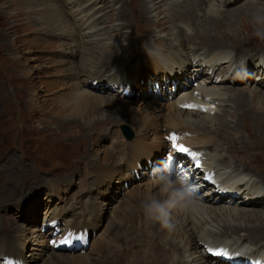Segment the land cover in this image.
<instances>
[{"label":"rangeland","instance_id":"1","mask_svg":"<svg viewBox=\"0 0 264 264\" xmlns=\"http://www.w3.org/2000/svg\"><path fill=\"white\" fill-rule=\"evenodd\" d=\"M144 1L146 2L148 0ZM49 3V0H0V228L8 231L10 236L15 235L25 244L24 252L16 257H21V262H23L24 259L27 260L28 264H48L50 259L53 264H74L73 262L66 261L68 260L67 258L72 256L71 258L76 260L80 256L86 257L85 255L92 256V259H89L90 263L96 264L93 260L96 259L94 251L97 250V246L98 248H104V243L108 238V232L110 230L112 239H110L111 241L109 242L112 245L106 246L107 248L114 246L113 236L115 237V234H119L120 237L127 235V238L136 239L137 242L136 240L129 242V239L126 243L119 242L122 250L119 251L120 254L115 256L109 249V252L112 254H110L109 257L112 259L108 263L146 264L151 258L150 254L148 255L149 252L147 254L144 252V247L146 245H148L150 249L152 248V251L154 249L158 250L157 257L160 256V262L162 264L167 260L171 261V259L180 263L181 255L179 253H182V250L179 249V246L184 250L186 248L185 251L189 250V246L186 244L187 241L184 242V240L179 239V246L178 244L167 241L162 243L161 237L158 234L152 231H148L149 233L147 232L146 228H155V225L146 221L141 209L135 210L132 215L133 217L125 214L128 217L126 219L131 222V225H128V228H126L128 232L124 231L122 233L119 225V228L113 227L110 229V226H116L117 215L127 211L125 209L127 202L132 200L133 203L134 199L140 196L144 197L159 194L158 186L154 179V170H147L144 167H140V169L135 172V175L131 177H125L123 175L121 178L117 177L112 183H109V181L106 180L107 174L110 172L107 167L114 166L115 169H110L111 174L113 172L118 174L121 169V164L126 166L128 163L133 169L138 168V166H136L137 164L140 166H149L151 168L154 166L155 169L161 164L165 165L167 156L173 151L172 144H169V140H171L173 136H170L172 133H167L164 128L175 129L180 125V123H175L174 127H170L166 121L176 110L180 111V109L173 108L172 102H174L176 95L179 93H173V89L175 86H187L186 89L189 91L188 93H191L197 85L196 83L201 81L200 79H202L206 70L203 68L201 75L195 79L190 73V69L192 68L190 66L197 64L202 68L204 66L201 61L203 57L210 58L209 55L218 54V50L212 51L213 49L210 47L219 45L216 49H226V52L232 55V57L228 58L234 60V62L236 61V65L244 63L248 66L250 64L251 66L253 65V67L249 66L247 69L248 78L250 77L251 79L248 82H243L242 84L237 83L236 85L227 82L223 85L209 83V88H218L220 91H224L227 97V100L225 99L226 102L221 101V105H218L215 112L210 115V118H217L219 116V118H221L223 115L226 123L229 124L231 128L225 132V130L221 131V129L214 127V122L210 123L207 121V125H202L201 122L204 121L202 116H188V114L185 113L182 115V118L194 119V122H192L194 125L181 120L183 126H188L190 128L193 126L191 129L196 128V131H202L203 133V135H200V133H195V136L189 135L191 137H187L185 141L187 142L188 140L191 143H196L197 141L198 143L200 137H202V142L208 137H212L207 141H211L216 145V151L213 153L215 156V163L219 165H224V163L234 164V162H237V164L243 163L245 164L244 168L248 171L253 170L254 173L264 178V174L262 173V171H264V121L258 119L259 123L256 121L253 122L249 113L250 110H248L247 107L246 114L247 118H250V120L241 119V123H237V126H235L233 122L238 118V114L234 115L236 116L235 118L232 116V113L240 108V105L233 103V100H231L233 99L231 97L235 95L234 93L239 90L248 97L252 92H258L259 95L264 97V82L257 83L254 80H263V78L257 77L258 71L255 69V66L257 62L261 61V57L262 61L264 60V44H260L255 39L251 38L248 26V13L250 8L254 4L264 5V0H210L202 6H200L199 0H194V8L197 7L195 11L197 15H205L207 19H211V17L216 19L215 23H206L202 26L203 31L212 34L208 41H206L205 37L199 36L198 34L193 35L194 27L188 21L183 24L179 22L172 24V19L182 17L180 16L181 14L170 18V21L168 20L169 23L167 21L166 23L163 22V27L160 25L156 26L155 24L157 20H161L164 15L157 10L151 9L148 14L150 19H140L138 13L132 11V9L135 10L137 7V3L133 0H53V8H58L62 14H66V16H62L65 22L63 25L71 27L73 24L77 30L80 29L79 31L95 26L96 29L92 33L97 34V30H99V38L104 40L101 42H105L107 46L112 45L113 47L118 44L116 50H111V47H109L108 50L110 49L112 52L108 57L104 58L107 65H109V63L112 64V68L114 66H118V68H120V66H128L130 68L136 61L138 62L140 56L150 58L148 56H150L151 52L149 51L153 43L162 53L163 50H167L166 55H168L170 51L178 54L175 56H173L174 54L170 55L173 65L170 66L169 70L158 68L159 71L161 69V71L158 72L159 76L153 74V70L150 68L145 71L140 70V73L137 72L138 78L136 80H139L141 89H137L134 86L137 83L135 80L133 86H128L129 89L131 88V91L125 86L119 89L114 88V90H119L121 93L126 88V91L131 94L127 97L121 96L120 100H117L119 98L115 97L116 94L110 93L109 91H93L92 93L88 88L79 89L77 87L79 78L82 80L83 75H85L81 70L83 69L84 72L90 71L87 69L88 66L84 68V65L89 64H79L84 53L83 50L92 49V55L93 53H102V55H104L103 52L106 51L101 48L105 45L102 44V47L101 45L97 46L98 49L97 47L90 48L88 45H81V36L78 41H76L78 45L74 42L70 44L67 38L53 36L52 31L58 30L59 26L62 24L53 23L55 21V15L51 14L48 9ZM162 3L164 5L161 9L165 11L170 2L169 0H162ZM73 6L74 8L69 10ZM87 6L92 8V12H89L94 15L92 21L89 22V27L86 26L83 21H80L78 17H74L77 12L79 13V8H83L82 10H84ZM123 7L125 8V10H123L124 16L121 15ZM74 9H76L77 12L73 14L72 12ZM19 10H21V12ZM50 14L52 18L49 22L46 21L48 24L47 26L39 23V21L43 22L48 20ZM117 24H121V28L118 32L110 28V26ZM211 24L214 25V27H211ZM116 27L117 26H115V28ZM177 30H181L183 33H187V35L189 34L190 36V41L186 40L183 42L182 46H185L188 42V46L185 48L177 47V44L180 43L176 40ZM66 31H70L68 27ZM125 34H134V36H138L140 42L139 40L133 39L125 40ZM235 35H237L236 39L234 37ZM118 38H120V40H118ZM138 42L139 47H136ZM142 43L143 46L144 43L147 44L145 46L148 51L144 49V47L140 48ZM59 44H66V52L73 51L72 55L74 56L65 55L63 52L65 46L63 45L61 48ZM121 45H124V48ZM166 46L170 48H166ZM190 46L191 48L198 46V48H196L199 49V52H197L198 55L196 54L192 64L188 66L190 67L189 69H182V65L179 66L174 63L178 62L180 64L178 61L180 59H185L186 61L190 60L186 56V53L191 52L188 48ZM204 46L206 47L205 49H203ZM207 47L210 48L208 51ZM237 51H240L239 54H242L241 51H245V55L243 54L244 59L240 57L237 58ZM182 56H184V58H182ZM152 61H154L157 66H160L156 58H152ZM91 62V66L96 65L95 60H91ZM235 69L237 74H235L234 77L227 78L230 82H236L237 76L242 75V72L238 73L237 66ZM76 70L81 74L77 73ZM106 73L107 70L103 71V74ZM64 76L67 77V80L62 83L65 78ZM190 79L191 81H189ZM216 79L217 77H215V80ZM195 80H197V82H195ZM163 82H167L169 91L164 90L162 91L163 94H161L159 84L163 86ZM69 86H73L77 93L84 90L85 92H90V94H94L106 100L111 99L117 102L124 101L128 103L129 106H135L134 112H129V118L126 116L124 119H116V115L112 113L111 109L90 110L88 119L97 120L100 118L102 121L95 122L93 126L89 128L82 127L79 121L80 119L75 118V116H70L74 119L72 121L60 120L55 116L59 115L58 106L60 102H57V98L66 95L67 90L71 88ZM170 88L172 89L170 90ZM241 102H243L242 104L244 106L245 102L243 100ZM135 114L142 119H146L147 121L150 120V124L152 125L160 126L161 124V132L158 133L148 128L149 132L146 134L148 139L147 145L151 147L154 144L156 145L155 149H160L156 152L158 164L150 154L149 149L134 155L132 158L127 157L128 155H124L126 144H130L134 141V138L140 137L141 135L136 126L140 124L139 122L136 123ZM185 123H187V125ZM121 124H127L134 130L132 141H126L121 135L119 130V125ZM225 128L226 127H224V129ZM175 137L177 138V136ZM160 141L164 143L158 146ZM188 143L189 142L186 143L187 146ZM144 145L145 144L142 145V149L145 148ZM117 149H121V151L117 153ZM174 153L173 151V154ZM116 156L119 158V161L121 160V164L117 166V168ZM221 158H223L224 163L218 160ZM167 166L168 163L166 162V167ZM178 166L179 164L175 162L173 174L183 177L180 171L177 170L179 169ZM130 167L128 166L129 169H131ZM213 168L217 171L216 167ZM104 169H106V174L103 173L101 175V170L104 172ZM126 172L130 173L129 171ZM114 177H116V175H114ZM187 181L191 185L197 184L194 179ZM259 182H261V179ZM207 187H210V185H207L204 190L198 191L201 202L205 199L202 194L207 191ZM207 198L214 202L218 201L215 200L217 197L214 193L208 195ZM215 203H204V205L213 207L236 206L234 203L229 204L228 202H223V204L222 202H220V204L218 202ZM32 207L37 208V210L35 209L36 212L32 210ZM239 207L244 208L243 206ZM94 208L97 210L96 215L93 212ZM55 209H57L58 212H55L52 216L51 213L54 212ZM60 209L62 214L60 213ZM89 209L94 213V222L91 223L89 220L87 222L88 225H86V222H83L85 224H83L81 228L88 233L84 235L76 234L78 239L84 242H76L74 246L68 243L63 244L65 247H74L76 249L79 246L83 247L86 240L90 238L87 241L88 248H82L81 251L74 250L73 252L62 250L60 246L53 242L55 239L63 236H61V231L57 232L56 230L57 220L58 222H62L69 217L75 220L76 217L71 216L79 215L80 217ZM244 209L256 211L264 210V208L257 207H245ZM18 213L19 216H17ZM138 213L141 215H139L141 219L136 221L135 219ZM19 218H21V222ZM216 218L222 221L225 220L222 216L220 218V215ZM229 219L232 225L237 223V221L231 220V218ZM82 220L84 221L85 219L79 218L77 222L80 223ZM216 220L217 219H214V221ZM255 220L259 219L254 218V223L246 222L239 223L238 225L258 226ZM263 222L261 225H264ZM132 223H134V225ZM48 225L50 228H48ZM196 225L198 227H196V230L194 229L195 233H193L192 230V239L190 238L194 248H197L195 237L200 230H204V226H207H200V222H197ZM143 228L145 229L143 230ZM241 234L245 235V232H241L234 237L236 238ZM40 236H43V240L40 239ZM49 241L54 248L49 246ZM153 241L154 243H152ZM26 243L28 244L27 247ZM137 243L141 246L143 245L142 248H140L142 250H139V253L136 254L134 258H131V252L127 253V246L132 248L134 244ZM237 243L240 244V242ZM60 245H62L61 242ZM7 250L0 246V261L2 262L0 264H13L12 260L8 261L4 259L6 255H8V257L13 256L12 253L7 252ZM168 250L169 255L167 254ZM98 251L100 252L101 250ZM194 252H196V254H193V257L197 259L198 262L204 261L202 258H197V251L194 250ZM189 253H191V251ZM58 255L63 258V260H57L56 256ZM138 261H145V263H138Z\"/></svg>","mask_w":264,"mask_h":264},{"label":"bare ground","instance_id":"2","mask_svg":"<svg viewBox=\"0 0 264 264\" xmlns=\"http://www.w3.org/2000/svg\"><path fill=\"white\" fill-rule=\"evenodd\" d=\"M49 1H50V3H49V6H48V9L50 10L51 14L55 15V21H57V22L54 21L53 23L62 24L61 26H59L58 30H56L58 32H56L55 30L52 31L53 32V36L59 37V38L60 37L67 38V40L70 42V44H72L74 42L77 45H78V43H76V41H78L79 37L81 36L82 37L81 38V45H83V44H84V46L88 45L90 48L97 47V46H100V45L102 47V44L105 45L104 46L105 48L104 47L101 48V49H104V51H106V52H103L104 55H102V53H100V54L99 53H96V54L93 53V55H95V56H93L91 54L92 49L83 50L84 53H83V56L81 57V60H80L79 64L80 65L81 64L84 65L86 63L89 64L90 66L89 65H84L85 66L84 68H87L86 66H88L87 69H89L90 71H85L84 72L83 69L81 70L82 73L85 74V75H83V79L82 80L80 78L78 80L77 87L79 89H87L88 88V90L90 89V91L92 93H93V91H97V92L102 91V90L109 91L110 93L116 94L115 97L119 98V99H117V98L116 99L120 100L121 96L122 97L123 96L127 97L129 95H126V94L122 95L121 91L114 90V88L119 89L122 86L123 87L124 86L128 87L129 85L133 86V82L135 80L137 83L134 86L137 89H141V86L139 84V80H136L138 78L137 72L140 73V70L145 71V70L150 68V69L153 70V74H156L157 76H159L158 72H160L161 69L159 71L158 68H164L166 70H169L170 66L173 65L172 62H171V59H170V57H171L170 55L171 54H174L173 56L178 55L176 52L172 53L171 51H170V53L168 55H166L167 50H163V53H164L163 54L162 51H160L158 49V47L156 48L155 44L153 43L154 46L152 45V48L149 51V52H151L150 56H148L150 58H147V57L145 58V57L140 56L138 58L139 59L138 62L136 61L135 64L133 66H131L130 68L128 66L127 67L120 66V68H118V66L117 67L114 66L112 68L111 67L112 64L109 63V65H107L105 63V61H104V58L108 57V55L111 54L112 51H110V49L111 50H116L118 48V44H116V46L113 47L112 45L107 46L105 42L104 43L101 42V41H104V40L99 38V33H100L99 30H97L98 31L97 34H93L92 33L96 29L95 26L94 27L92 26L90 28H85L86 30L79 31L80 29L78 28L79 30H77L73 26V24L71 25V27L68 26V25H66V26L63 25L65 22L63 21L62 16H66V14L65 13L62 14L60 9H58V8H53V4H52L53 0H49ZM133 1L137 3V7L135 8V10H133L132 8L131 9H132V11H136L138 13V16H139L140 19H144V20L150 19V16H148V14L151 11V9L152 10H157V11H159V13H163L164 15L162 16V19L161 20L158 19L155 24H156V26L160 25L161 27H163L162 26L163 22L166 23V21H167L169 23V21H170L169 19L170 18H172L173 16H177L178 14H181L180 16H182V17L172 19V21H173L172 24H174L175 22H179V23L183 24V23L188 21L194 27L193 28V30H194L193 35L194 34L195 35L198 34L199 36L205 37L206 41H208L209 38H211L210 36L212 34L203 31L202 30V26L204 24H206V23H208V24L215 23L216 19L213 18V17H211V19H207V17L205 15H202V16L201 15H197L196 12H195L197 7L194 8V0H189V1L188 0H169L170 3L168 5V8L165 10L167 13L164 10L161 9L162 6L164 5L162 3V0H148L146 2L144 0H133ZM199 1H200V6H202V5L206 4V3H208L210 0H199ZM225 4H226V2H225ZM73 8H74V6L71 9H69V10H72ZM82 9H81L80 15L84 19H86L84 24L87 25L94 18V15H91V16L88 15V14H90L89 11L92 12V10H91L92 8L87 6L86 9H84V10H82ZM120 9H121V7H120ZM123 10H125L124 7L122 9V14H121V15L124 16ZM19 11L21 12V10H19ZM76 12H77V10L74 9L72 13L74 14ZM51 14L48 16V20H45L43 22L39 21V23H42L45 26H47L48 24H47L46 21L49 22V20L52 18ZM76 14L74 16L78 15V14L77 15ZM154 21H155V19H154ZM91 23H93V22H91ZM76 24H78V23H76ZM79 24H80V22H79ZM120 25L121 24H117V25H114V26L112 25V26H110V28L114 29L116 32H118L120 30V28H121ZM115 26H117L118 28L117 27L115 28ZM67 27L70 30L69 32L66 31ZM88 27H89V25H88ZM211 27H214V25L211 24ZM234 37L236 39L237 35H235ZM127 39H131V40L133 39V40H137V41L139 40V42H140V38L138 36H134V34H128V35L125 34V40H127ZM118 40H120V38H118ZM176 40L180 42L179 44H177L178 48H182V47L185 48L186 46H188V42L186 43L185 46H182L183 42H185L186 40L190 41V36H189V34L187 35V33H183V31H181V30H177ZM139 42H138L136 47H139ZM63 45L65 46V48H63L64 54L68 55V56L70 55L71 57H73L74 56V55H72L73 51L66 52L67 51V45L66 44H59L60 47L63 46ZM145 45H147V44L144 43V46H143V43H142V45H140L141 46L140 48L144 47V49H147V47ZM121 46L124 48V45H121ZM191 46L188 47L189 51H191V52L186 53L187 54L186 56L190 60L186 61L185 59H180V60H178L180 62V64L178 62H175L174 64L179 65V66L182 65V69H186V70L189 69L190 67H192L190 69V73H191L192 77L196 79L199 75H201L203 68H201L199 65L194 64V63H193L194 65H191L190 67H188L190 64H192L193 59L196 56V54L198 55L197 52H199V49H196V48H198V46L197 47H192V48H191ZM109 47H111V48L108 50ZM217 47H219V45H213L212 47H210L211 49H213L212 51L218 50V52H217L218 54H213L212 55L210 53L211 54V55H209L210 59L211 60L216 59V60L222 61L223 59L226 58L227 54H229V53L226 52V49H216ZM166 48H170V47L166 46ZM205 48L206 47L204 46L203 49H205ZM207 48H208L207 49V51H208L210 48L209 47H207ZM81 49H83V48H81ZM97 49H98V47H97ZM172 49H174V48H172ZM147 51H148V49H147ZM239 52L240 51H237V58L240 57V58L244 59V55H245L244 52L245 51H241L242 54H239ZM199 56H200V54H199ZM152 58H156L159 61L160 66H157L154 63V61H152ZM182 58H184V56H182ZM91 60H95L96 61V63H95L96 65L93 64L94 66H91V63H92ZM196 62H198V61H196ZM106 65H107V67H106ZM179 66H178V69H179ZM234 66L238 67V73L242 72V75H238L237 76V81L236 82H230L227 78H224V79H222L220 81H217V79L215 80V78H211V77H208V76L207 77L203 76V78L200 79L201 80L200 82H197V80H195V82H197L196 83L197 85L194 87V89H193V91L191 93H188L189 91L186 89L187 86H185V87L178 86V87H176L177 91H175L173 89L174 90L173 93L179 92L178 95H176V98L174 99V102H172L173 103V108L174 109L175 108L180 109V111L176 110V112L173 115L169 116L166 121H167V123H168V125L170 127H174L175 123H177V124L180 123V125L178 127H176L175 129L174 128L173 129L164 128V129H166V132L167 133L170 132V133H173V134H179L181 137L184 136V135H192V134H195V133L196 134L200 133V135H203L202 131L198 132V131L195 130L196 128L195 129H191L193 126L191 128L188 127V126H186V127L183 126V122L181 120L187 121L188 124H193L192 122H194L193 121L194 119L191 120V118L190 119L189 118L183 119L182 115L185 114V113H187L188 116H194V117H201L202 116V119L204 120V121L201 122L202 125H207L206 124L207 121L210 122V123L214 122L213 125L217 129H221V131L225 130V132L228 131L231 127H230L229 124L226 123V120L224 119L225 117H223V115H222L221 118H219L220 116L217 117V118H215V117L214 118H210L211 117L210 115L215 112V109L218 107V105L219 104L221 105L222 102H226V100H227L226 93L224 91L223 92L220 91L218 88H215V87L209 88L208 84L212 83V84H217V85H223V84H226V82H227V83H231V84L236 85L237 83H241L242 84L243 82H248L251 79L250 77L248 78L249 75H248V70H247L248 67L251 66V64L249 66L247 64H245V63L236 65V61H235L234 62ZM223 67L218 65V66H216V70H218L219 68H223ZM251 67H253V65ZM208 68H212V66H209ZM255 69L258 71V73H257L258 76L257 77L263 78V80L262 81H260L261 79L259 81H257L256 79H254V80L257 83L258 82H264V60L262 61V57H261V61L257 62V65L255 66ZM105 70H107V73L103 74V71H105ZM205 70H207V69H205ZM76 72L81 74L78 70H76ZM205 73H206V71H205ZM174 75H176V74H174ZM64 77L65 78L63 79L62 83H64V81L67 80L68 75H67V77L66 76H64ZM191 79L189 81H191ZM245 80H247V81H245ZM203 82H205L206 84L202 85ZM63 85H66V84H63ZM69 87H71V88H69V90H67V92H66L67 94L65 93L66 95L57 98V102H60V105L58 106L59 107V110H58L59 111V115H55V116H56V118H58L60 120L72 121L74 119L72 117H70V116H75V118H79L80 119L79 121H80L82 127L89 128V127L93 126V124L95 122H100V120H101L100 118L97 119V120L95 119L96 121L88 119V116L90 114V110L95 111L96 109H99V110H102V109L104 110L106 108L109 109V110L111 109L112 113H115V115H116L115 118L116 119H124L126 116L129 118L130 117L129 112H132V111L134 112L135 106H129V104L125 103L124 101L123 102H117V101H113L111 99L106 100V99L101 98L99 96H96L94 94H90V92H85L84 90H81L80 92L77 93L76 89L73 86H69ZM135 87H133V88H135ZM159 88L161 90V94H163L162 91H164V90L169 91V87L167 85V82H163V86H161L159 84ZM171 89L172 88H170V90ZM234 94L235 95L231 97V98H233L231 100H233V103H236V104L240 105L239 106L240 108H238L237 110H235L232 113V116H234L235 114L236 115L238 114V118L235 119V122H233V123H235V126H237V123H241V119L250 120V118H247V114H246L247 107H248V110H250V112L249 111L248 112L250 113L253 122L256 121V122L259 123V120L264 121V97L263 96L259 95L258 92L257 93H253L252 92V93H250V96L248 97L247 95L245 96L243 94V92L240 91V90L238 92L234 93ZM242 100L245 103H247V104L244 103V106H243V104H242L243 102H241ZM228 101H229V99H228ZM188 106H190L189 109H187ZM135 115H136V120H137L136 123L139 122V124H140V125H136V126L138 127V132H140L141 135H140V137H137L130 144H126V150L128 152H130V158H132L134 155L139 154L140 152H143L144 150H148L149 149L150 150V154L156 160V157H155L156 156V152H158L160 149L159 148L155 149L156 145H154V144L151 147L147 145L148 139L146 137V134L149 132V129H153V130H155L158 133L161 132V129H162L161 128V124H160V126L152 125V124H150V122H151L150 120L147 121L146 119L140 118L137 114H135ZM61 116H66V117H61ZM234 117L236 118V116H234ZM141 120H143V121H141ZM118 122H123V121H118ZM187 123H185V124L187 125ZM63 124H64V122H63ZM69 125H70V123H69ZM235 126H234V128H235ZM224 127H226V128L224 129ZM160 135H162V134H160ZM225 135H227V134H225ZM211 138L212 137H208L206 140H203V142H202V137H200L199 138L200 142L198 141V143H200L199 146L204 145V144H212L211 141H207L208 139H211ZM185 142L183 144H185V146H187ZM163 143H164L163 141H160L158 146L160 144H163ZM198 143H197V141H196V143H193V144L191 142H189L188 146L193 147V146L197 145ZM143 144L146 145V146L144 145V147H145L144 149H142V145ZM178 146H180V145H178ZM120 151H121V149H117V153H119ZM170 154L174 155L172 151L170 152ZM115 155H117V154H115ZM124 155H126V153H124ZM185 156L187 157L188 160L191 158L187 154H185ZM130 158H128V159H130ZM128 159H127V161H128ZM218 160L223 161V158L218 159ZM191 161L193 162L192 166L194 168L195 167V161L192 160V158H191ZM199 161H200V165H201L200 168L205 169V171H207V169L210 168V167H216L218 172L217 171H215V172L217 173V175H212V176L218 177L219 178V183L220 184H225L228 187H230V185H232L233 187L235 186V183H236L235 180L236 179H234L233 176H237V175H240V174H243L245 176L249 175L252 178L257 179V180L261 179V182L255 183L252 186H248L247 183H242V184L237 185V188H240V189L243 188V190H244L242 192V196H243L242 198L241 197H236V196L230 197V194H224L226 197L225 196L222 197V196H220V194L218 192H215V191L209 193L208 189H207V191L202 194V196L205 197V199H204V201L201 202L202 209H201L200 213L198 215H195V216H181L180 217L181 220H180V224L178 226V230L174 234H172L171 236H166V234L161 231V229L159 228V225H157V224H154L155 228H146L147 232L148 231H150V232L152 231V232L158 234L161 237L160 239H161L162 243L167 241V242H172L174 244H178V246H179L180 245V243L178 241L179 239L184 240V242L187 241L186 244L189 246V250L185 251L186 250L185 247H184L185 248V250H184L181 246H179V249L182 250V253L181 252L179 253L181 255V260L178 258L180 260V263H178L176 260L174 261V260L171 259V261L167 260L166 262H164V264H169V263L170 264H227V263L220 262V260H218L216 258L211 257L210 253L207 252V249L205 247L206 244L207 245H213V246H219L221 244H225V246L228 248L230 254H233L234 252L237 253L236 257H242V255H244V252H243V250L241 248V245L243 243H245V242L253 243V244H256L258 246H263L264 245V232H263L264 225H261L262 222L264 221V210L263 211L262 210L261 211H259V210L256 211V210L244 209L245 207H249V208H253V207L254 208L255 207L264 208V178H261V175H257L256 173H254L253 170L252 171H248L246 168H244L245 164H243V163L237 164V162L236 163L234 162V164H232V163H226L225 164L224 161H223L224 165H219V164L215 163L214 154L207 155L205 157V159H202L201 157H199ZM120 162H121V160L119 161V158L117 157L116 168H117V166H119L121 164ZM128 166L130 167V165L128 163H127L126 166L121 164V169H120L118 174L116 172H113L111 174V170L110 169H115L114 166L113 167H107L110 172L107 174L106 180L109 181V183H112L115 178H117V177L121 178L123 175L125 177H131L132 175H135V172L137 170H139L140 167L148 168L149 170L150 169H153V170L155 169L154 166L151 168L149 166H140L139 164L136 165V166H138V168H136V169H133L132 167H130L131 169H129ZM101 169H103V168H101ZM226 169H230V173L228 175H230L231 178H233L231 180V183H228V182H230L229 180H228V182H226L225 178H223V176H222V174H223L222 172H224ZM104 170H105L104 172L101 170V175L103 173L106 174V169H104ZM170 170H171V168H170ZM177 170L179 171L180 169H177ZM126 171H129L130 173H127ZM99 172H100V170H99ZM262 173L264 174V171H262ZM114 175H116V177H114ZM203 179H208V175L204 174V178ZM186 180H190L188 178V176H187ZM249 182H251V181H249ZM219 183L214 182V184H209V185H210L211 188H214V187L218 186ZM212 193L216 194L217 198H215V200H218L217 202L219 204H220V202H222V204H223V202H228L229 204L230 203H234V205H236V206L235 207H230V206L229 207H227V206L213 207V206H210V205L209 206L204 205V203L213 204V203L216 202V201L214 202L213 200L211 201L209 198H207V196L210 195V194L212 195ZM251 195H256V197H259V198L258 199H250V198H252ZM146 197H148V196H144V197L140 196V197H137V199H134L133 203H132V200L127 202V204L125 206V209L127 211L117 215V218H116V223L117 224H116V226L115 225L114 226H110V229H112L113 227L119 228V226H120V231L122 233L124 231H127L126 228H128L127 227L128 225H131V222H130V220L126 219L128 217L125 214H128V216H132L133 212L135 210H139V209L142 210L140 205H141V202ZM239 206H243L244 208H240ZM236 207H239V208H236ZM35 209L37 210L36 207H32L33 211H35ZM55 212H58V210L55 209V211L52 212L51 215L53 216ZM93 212L96 215L97 210L94 208ZM93 212L91 211V209H89V210H87V212L85 214H82L80 216V218L87 220V222L90 220L91 223H93L94 220H95ZM60 213H61V209H60ZM139 215L140 214L138 213L136 219H135V216H134V219L136 221H139L141 219L139 217ZM218 215H220V218H221V216L224 217L225 220L222 221V220L218 219L219 217L216 218ZM229 218H231V220L237 221V223L232 225V223L229 222V220H230ZM254 218L259 219V220H255L256 223L258 224V226H246V225L239 226L238 225L239 223H246V222L254 223L253 222ZM51 219H52V217H51ZM214 219H217V220L214 221ZM131 220H133V219H131ZM197 222H200V226H203V225H207V226H204V230H200L198 235L195 237V242H196V247L197 248H194V245H193V243L191 241V239H192L191 238V232L193 230V233H195L194 229L196 230V227H198L196 225ZM83 224H85V223H82V225H80V223L77 222L76 219L74 220L73 218L72 219L70 218L68 221H64L63 226L67 230L63 233L62 237H59V238L55 239L53 242L55 244H57L58 246H60L61 249L65 248L68 252H73L74 250H77V249H80V248L87 249L88 248V245H87L88 239L86 240L85 245L83 247H80V248H77V249H75L74 247H71V248L70 247H65L63 245V243H62V245H60V242L63 241L65 239V237L69 238V236H71L72 238H75L76 242L83 243L84 241H82L81 239H78V237L76 236V234L77 235H84L85 233H88V232H85L83 228H81V227H83ZM132 224L134 225V223H132ZM49 225H51V224H49ZM49 225H48V228H50ZM86 225H88V224L86 223ZM133 228H135V227H133ZM73 229L77 230L76 234L73 233ZM139 229H140V227H139ZM144 229L145 228H143V230ZM245 229H246V231H245ZM110 231L108 232V238L106 239V241L104 243V248L103 249L101 247L98 248V246H97L96 247L97 250L94 251V253H95L94 256H95L96 259H93V260L95 261L94 263H96V264H106V263H108L112 259L111 257H109V255L111 253L114 256L117 255V254H120L119 251H121L122 249H121V244H119V242L126 243V241L128 239H129V242L136 240V239L127 238L126 237L127 235L120 237L119 234H115L116 236L115 237L113 236L114 246L113 247L111 246L110 248H107L106 246L112 245L109 242V241H111L110 239H112ZM113 232H114V230H113ZM241 232H245V235L241 234L240 236H237L236 238L234 237L236 235H239ZM138 235H139V233H138ZM156 237H157V235H156ZM13 238H15V239H13ZM40 239L43 240V236H40ZM14 241H16L17 244H12ZM143 241H145V240H143ZM225 241H226V243H225ZM136 242H137V240H136ZM237 242H240L241 245L239 243H237ZM152 243H154V241ZM68 244H71L72 246H74V244H72L71 242H69ZM143 244H145V243H143ZM0 246L2 248H5L6 250L8 249L7 252H11L12 255H13L12 257H8V255H6L4 257L5 260H8V261L12 260L13 264H28L27 260L24 259L23 262H21V257H16L17 255H21V253L24 252L25 244L21 240H19L15 235L10 236V233L8 231H6L5 229H3V228H0ZM142 246L139 245V243L134 244V247H132V248L127 246L128 247V252L127 253L131 252V258L132 257L134 258V256H136V254L139 253V250H142V249H140V248H142ZM109 249H110L111 253L109 252ZM151 249H150V247L148 245H146L144 247L145 254H147L149 252L148 255L150 254V256H151L150 261L146 262V264H149V263L150 264H162L160 262L161 261L160 256L157 257V251L158 250L154 249L152 251ZM98 250H101V251L99 252ZM169 250H170V248H169ZM169 250L167 251L168 255H169ZM171 250H172V248H171ZM194 250L197 251L198 256H200V257L197 256V258H202L204 261L198 262V260L193 257V254H196V252H194ZM190 251H191V253H189ZM176 252H179V251H176ZM162 253H163V251H162ZM159 254H161V253H159ZM176 255H173V256L177 257ZM85 256L87 258L84 257V256H82V257L80 256L76 260H73L71 258L72 256H70L69 258H67L68 260H66V261L73 262L74 264H92V263H90V260H89V259H92V256H89V255L88 256L85 255ZM178 257H179V255H178ZM56 258H57V260H60V259L63 260V258L59 257V255L56 256ZM242 260H244L243 257H242ZM0 263H2V262L0 261ZM138 263H145V261H138ZM48 264H53L51 259L48 261ZM108 264H111V263H108Z\"/></svg>","mask_w":264,"mask_h":264},{"label":"clouds","instance_id":"3","mask_svg":"<svg viewBox=\"0 0 264 264\" xmlns=\"http://www.w3.org/2000/svg\"><path fill=\"white\" fill-rule=\"evenodd\" d=\"M250 36L264 44V5L254 4L248 13ZM158 195H149L141 202L143 215L151 224L159 225L166 236L178 230L181 216L198 215L202 209L197 189L186 179L174 175L161 164L154 169Z\"/></svg>","mask_w":264,"mask_h":264},{"label":"snow or ice","instance_id":"4","mask_svg":"<svg viewBox=\"0 0 264 264\" xmlns=\"http://www.w3.org/2000/svg\"><path fill=\"white\" fill-rule=\"evenodd\" d=\"M188 107H190V106H188ZM171 139H172V141H173V146H174V148H176V150H177L178 152H180V153H184V154H187L189 157H191L192 160L195 161V167H197V168L201 167V165H200V161H199V156H198L197 153L190 151L188 148H186V147H184V146H182V145L177 146V145L175 144V141H176V139H177L175 136H173ZM169 159H171V157H169ZM206 178H207V177H206ZM69 242H70V240H69L68 237H65V239H64L63 241H61V243H63V244H67V243H69Z\"/></svg>","mask_w":264,"mask_h":264}]
</instances>
